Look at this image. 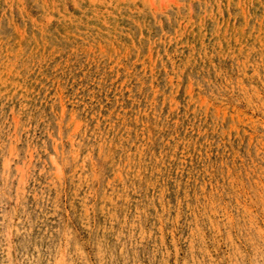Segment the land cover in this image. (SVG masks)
<instances>
[{"label": "rangeland", "instance_id": "374dc122", "mask_svg": "<svg viewBox=\"0 0 264 264\" xmlns=\"http://www.w3.org/2000/svg\"><path fill=\"white\" fill-rule=\"evenodd\" d=\"M0 264H264V0H0Z\"/></svg>", "mask_w": 264, "mask_h": 264}]
</instances>
